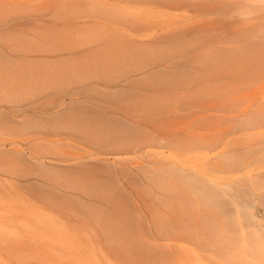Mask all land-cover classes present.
Segmentation results:
<instances>
[{
  "label": "rangeland",
  "instance_id": "1",
  "mask_svg": "<svg viewBox=\"0 0 264 264\" xmlns=\"http://www.w3.org/2000/svg\"><path fill=\"white\" fill-rule=\"evenodd\" d=\"M263 108L264 0H0V264H225Z\"/></svg>",
  "mask_w": 264,
  "mask_h": 264
},
{
  "label": "bare ground",
  "instance_id": "2",
  "mask_svg": "<svg viewBox=\"0 0 264 264\" xmlns=\"http://www.w3.org/2000/svg\"><path fill=\"white\" fill-rule=\"evenodd\" d=\"M239 158L240 182L238 187L224 186L223 200L214 186L194 174L187 185L213 218L223 213L221 246L225 264H264V108L258 113L252 143H244ZM4 232L8 230L0 226V233Z\"/></svg>",
  "mask_w": 264,
  "mask_h": 264
}]
</instances>
